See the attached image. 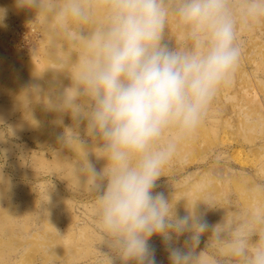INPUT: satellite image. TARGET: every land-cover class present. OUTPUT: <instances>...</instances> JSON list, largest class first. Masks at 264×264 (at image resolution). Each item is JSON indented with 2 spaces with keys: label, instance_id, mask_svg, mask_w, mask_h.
<instances>
[{
  "label": "clouds",
  "instance_id": "9594fccd",
  "mask_svg": "<svg viewBox=\"0 0 264 264\" xmlns=\"http://www.w3.org/2000/svg\"><path fill=\"white\" fill-rule=\"evenodd\" d=\"M16 5L50 18L79 48L71 85L47 103L85 121L95 155L107 162L97 171L84 159L79 172L94 196L101 242L114 257L122 264H156L148 241L159 235L170 264H264V212L211 225L196 204L179 215L176 202L163 192L153 194L179 144L197 132L219 90L232 82L242 55L240 34L264 22V0H16ZM5 17L0 9V24ZM170 19L179 43L165 39ZM61 139L82 144L71 129ZM206 233V246L198 252ZM212 246L223 250L222 258L208 255Z\"/></svg>",
  "mask_w": 264,
  "mask_h": 264
},
{
  "label": "rangeland",
  "instance_id": "374dc122",
  "mask_svg": "<svg viewBox=\"0 0 264 264\" xmlns=\"http://www.w3.org/2000/svg\"><path fill=\"white\" fill-rule=\"evenodd\" d=\"M0 9L6 10L0 24V264H109L105 255L122 264L101 242L94 196L79 172L84 159L97 171L107 162L95 155L85 121L47 103L71 85L79 48L50 18L17 7L16 0H0ZM165 39H182L172 19ZM240 42L232 82L219 90L197 132L179 144L153 189L176 202L179 215L196 204L211 225L264 212V22L245 29ZM68 129L81 145L61 139ZM209 235L201 237L198 252ZM148 243L156 264H170L161 236ZM207 253L224 254L218 246Z\"/></svg>",
  "mask_w": 264,
  "mask_h": 264
}]
</instances>
